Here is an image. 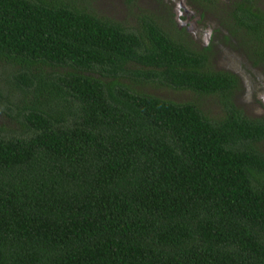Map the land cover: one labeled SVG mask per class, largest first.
<instances>
[{
  "label": "trees",
  "instance_id": "obj_1",
  "mask_svg": "<svg viewBox=\"0 0 264 264\" xmlns=\"http://www.w3.org/2000/svg\"><path fill=\"white\" fill-rule=\"evenodd\" d=\"M76 1L0 0L22 101L0 129V264H264V116L151 19L131 29ZM221 16L264 64V9ZM124 79L216 95L220 114Z\"/></svg>",
  "mask_w": 264,
  "mask_h": 264
},
{
  "label": "rangeland",
  "instance_id": "obj_2",
  "mask_svg": "<svg viewBox=\"0 0 264 264\" xmlns=\"http://www.w3.org/2000/svg\"><path fill=\"white\" fill-rule=\"evenodd\" d=\"M264 9V0H255ZM79 5L98 16L141 30L142 19H151L159 27L180 39L193 50L203 53L205 68L226 71L236 78L234 104L247 117L264 116V64L253 65L238 39L223 28L221 14L231 0H216L203 5L193 0H77ZM188 15V17H186ZM132 68L137 67L135 65ZM18 66L0 60V129L17 130L18 120L11 117L22 105L20 90L12 75ZM133 90L174 102L192 101L210 118L220 114L219 98L191 90H174L152 81L125 80ZM264 153V140L259 144Z\"/></svg>",
  "mask_w": 264,
  "mask_h": 264
},
{
  "label": "flooded vegetation",
  "instance_id": "obj_3",
  "mask_svg": "<svg viewBox=\"0 0 264 264\" xmlns=\"http://www.w3.org/2000/svg\"><path fill=\"white\" fill-rule=\"evenodd\" d=\"M186 17H188V15Z\"/></svg>",
  "mask_w": 264,
  "mask_h": 264
}]
</instances>
